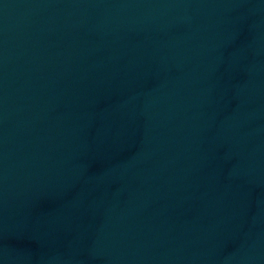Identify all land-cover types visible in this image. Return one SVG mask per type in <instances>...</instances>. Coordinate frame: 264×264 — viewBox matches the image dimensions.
I'll use <instances>...</instances> for the list:
<instances>
[{"label": "water", "instance_id": "obj_1", "mask_svg": "<svg viewBox=\"0 0 264 264\" xmlns=\"http://www.w3.org/2000/svg\"><path fill=\"white\" fill-rule=\"evenodd\" d=\"M73 0H0V79Z\"/></svg>", "mask_w": 264, "mask_h": 264}]
</instances>
